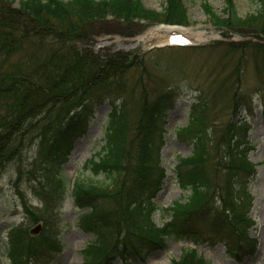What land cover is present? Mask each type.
I'll list each match as a JSON object with an SVG mask.
<instances>
[{
    "label": "rangeland",
    "instance_id": "1",
    "mask_svg": "<svg viewBox=\"0 0 264 264\" xmlns=\"http://www.w3.org/2000/svg\"><path fill=\"white\" fill-rule=\"evenodd\" d=\"M18 1L11 4L10 9H17ZM137 1L145 11L157 16L133 18L129 22L115 19L117 17H106L84 24L77 20L73 22H76L77 29L79 26L88 35L76 44L77 47L99 55L120 52L128 57L126 59L130 66L127 72L119 73V87L110 86V91L113 97L117 96V93L114 94L117 90L124 91L122 94L126 95V107L133 122L130 140L134 139L137 127L144 123L143 104L147 105V110L156 102L166 105L162 110L165 115L164 129H160L158 122L157 129L152 130L156 136L163 131L159 161L166 170L161 189L153 199L160 208V211L152 215L153 220L157 225L169 222V217L162 209L177 200L184 202L188 196L177 184L174 167L178 158H186L192 153L191 138L183 135L182 129L188 125L193 107L201 106L203 134L205 130L209 132L207 139L210 143L207 147L211 158L210 179L214 187L219 189V186L225 185L226 175L221 165L224 148L222 140L227 136L230 124H235L239 129L237 138L243 142L241 148L254 166L255 174L247 180L245 189L251 198L248 217L252 224L247 233L252 246L245 247L244 242L237 244L234 231L240 229L231 228L228 224L221 228L234 240L226 245L221 235H216L208 216L195 215L194 218L175 221L174 234L163 244L152 246V249L142 246L143 251L137 256H131L129 251L132 250L129 249V257L126 259L115 254L117 257L103 264H172L178 261L186 248L195 249L196 255L201 254L209 264H264V28H261V24L238 27L217 24L206 13L203 4L225 19V0H181L185 8V21L178 25L185 27L193 38L200 36L203 41L181 48L160 43L156 45L159 47L148 46L136 39L160 24H169L159 16L164 0ZM230 1L241 19L257 16V0ZM9 19L16 20L14 13L10 14ZM0 32L16 37L15 30L2 28ZM60 47V42L55 38L44 43L35 40H26L22 45L16 43L12 54L3 58L2 68L25 71L31 55L44 56L48 50ZM93 97L86 103L89 112L85 133L60 141L61 162L59 166H51L67 183L76 178L94 181L83 166L103 145L102 138L111 105L107 99L96 103ZM75 102L77 100L73 99L66 105L55 122L39 120L29 127L21 125L18 126L20 129H10L11 151L15 159L0 169V264H11L6 247L11 234L18 229L26 232L24 241L31 245L26 257L27 264H85L82 250L94 237L79 220L83 209L72 198L70 188L63 195L53 193L45 177L46 167L50 166L53 156L50 154L49 159L44 157L49 142L54 136V130L64 122L65 117L77 109L71 106ZM55 114L52 115L54 120ZM49 125V132L45 131ZM9 128L6 126V130ZM97 179H101V176ZM129 183L128 172L122 175L116 193L107 201L108 210L116 212L123 208L124 203L117 195L123 194ZM217 192L215 194L218 198ZM218 200H215L214 208L219 207ZM35 217H39L40 221L35 223ZM117 219L119 224L116 231L121 230V235H125L127 230V233L132 232L120 222L119 217ZM218 224L222 225V222L218 221ZM48 241H55L58 246L50 247ZM116 251L120 252L119 248L113 253Z\"/></svg>",
    "mask_w": 264,
    "mask_h": 264
},
{
    "label": "trees",
    "instance_id": "2",
    "mask_svg": "<svg viewBox=\"0 0 264 264\" xmlns=\"http://www.w3.org/2000/svg\"><path fill=\"white\" fill-rule=\"evenodd\" d=\"M15 1L0 0V30L8 28L16 31L14 38L11 34L4 35L0 32V169L15 159L11 151L10 129L19 128L21 125L29 127L39 120L55 122L60 111L73 99L77 100L71 105L77 109L65 117L61 126L54 130V136L44 157L49 159V155H53L50 166L46 167L45 176L51 192L63 195L70 188L72 198L83 209L79 219L81 224L93 233L94 239L82 251L85 263L101 264L117 256L126 259L129 257V249L132 250L129 251L131 256L140 255L142 246L152 249V246L163 244L173 235L175 221L194 218L195 215L208 216L216 235H221L226 245L234 240L223 232V228L228 224L231 228L240 229L234 231L237 244L244 242L245 247L252 246L247 233L252 224L248 217L251 198L245 189L247 180L254 176L255 171L241 148L243 142L237 138L239 129L236 125L228 126L227 136L222 140L224 148L221 165L226 181L224 186L217 189L210 179L211 158L207 147L210 140L207 139L208 131L205 130L203 134V108L193 107L188 125L182 129V134L191 138L193 150L189 157L178 158L174 167L177 184L188 196L184 202L177 200L168 208L162 209L170 221L158 226L152 215L160 211V208L153 199L161 189L166 170L159 161L163 131L156 136L152 130L159 126L158 122L160 129H164L165 115L162 110L166 105L156 102L147 110V105L143 104L144 123L137 127L134 139L130 140L133 122L126 107V95L122 94L124 91L116 89L121 93L115 92L117 96L113 97L110 91V86L119 87V73L127 72L130 66L126 59L128 57L120 52L94 54L89 49L76 46L88 35L84 34L79 26L76 28L74 20L84 24L106 17H117L115 19L129 22L133 18L145 19L150 18L149 15H157L145 11L137 0H19L17 9H10V5ZM257 2V16H250L245 20L238 16L230 0H225V19L212 12L206 4L203 5L206 13L217 24L229 27L261 24V28H264V0ZM184 10L181 0H164L159 16H162L166 23L182 25L185 21ZM11 13H14L16 20L9 19ZM50 38L57 39L61 47L48 50L44 56L31 55L27 70L16 72L2 68L3 58L12 54L16 43L22 45L26 40L44 43ZM92 97L96 103L107 99L111 105L102 138L103 145L83 166L94 181L76 178L67 183L51 166H59L61 162L60 141L85 133L89 112L86 103ZM116 99L119 101L116 102ZM143 99L147 103L145 94ZM53 113H56L55 120L52 118ZM6 126L10 128L6 130ZM49 130L50 125L45 128V131ZM128 172L130 183L123 194L117 195L124 203L123 208L116 212L108 210L107 201L116 193L122 175ZM100 176L101 179H97ZM217 199L219 207L214 208ZM117 217L132 230L131 233H127V229L125 235H121V230L116 231L119 224ZM39 221V217L34 218L35 223ZM218 221H221L222 225L218 224ZM22 231L24 230L18 229L13 232L7 244L6 251L11 264H27L26 257L30 253L31 245L24 241L26 232ZM47 244L53 248L58 246L55 241H48ZM134 244L139 246L135 247ZM117 248L120 252L113 253ZM172 264L209 263L201 255H196L194 250L187 249L179 260L173 261Z\"/></svg>",
    "mask_w": 264,
    "mask_h": 264
},
{
    "label": "bare ground",
    "instance_id": "3",
    "mask_svg": "<svg viewBox=\"0 0 264 264\" xmlns=\"http://www.w3.org/2000/svg\"><path fill=\"white\" fill-rule=\"evenodd\" d=\"M138 42L141 41L144 44L150 45H161L163 43H193L203 41L200 36L193 38L188 30L181 25H170L161 24L155 29H150L144 34H141L136 39Z\"/></svg>",
    "mask_w": 264,
    "mask_h": 264
}]
</instances>
